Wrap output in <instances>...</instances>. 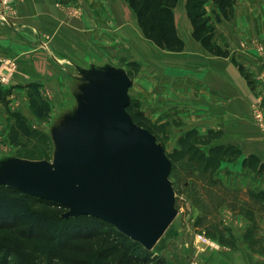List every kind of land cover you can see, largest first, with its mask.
I'll return each instance as SVG.
<instances>
[{
	"label": "rangeland",
	"instance_id": "374dc122",
	"mask_svg": "<svg viewBox=\"0 0 264 264\" xmlns=\"http://www.w3.org/2000/svg\"><path fill=\"white\" fill-rule=\"evenodd\" d=\"M81 1L56 0L59 5L63 6L60 7L65 12L67 11L69 15H72V17L82 15L83 3ZM187 1L177 0L173 7L176 29L184 42L183 49L167 50L157 47L146 38L134 14L133 52L124 53L120 50L118 44L116 47L118 56L116 58L106 57L98 66H87L82 70L80 67L73 65L69 60H57L52 52L47 49L48 45L41 44L42 39L37 34L34 39H27L26 36L22 35L19 36L17 31L15 33L11 22L0 18V42H2L4 47H7L3 53L6 55L2 54L1 56L16 57L15 59L19 61L20 53L23 50L29 49V45H34L35 48L39 46L38 48L43 49L45 52V59L48 62L54 61L51 63L61 69L60 73H62L63 79H73L72 86L74 87L72 91L63 90L60 94L62 97L69 95L70 97L67 102H71L70 104L56 106L55 104L57 103L53 101L51 102L53 108L50 106L51 112L46 113L44 116H36L34 114L33 117L27 108V100L24 103L22 102L19 106L20 110H23L29 117L25 119L29 121L32 128L37 129L30 136L31 138L25 139L18 136L19 139L12 142L14 134L12 132L7 133V135L2 134V127L0 126V144L3 145V153L0 154V170L8 159L14 157L47 158L52 160L54 154V131L63 127L68 119L76 114L80 97L84 95L86 85L92 80L89 78V73L94 70L122 69L130 75L132 81L128 89L130 97L129 109H131V113L135 114L137 118L143 119L145 117L149 120V124L156 134L152 133L162 143L165 152L170 155L179 147V137L188 130L196 129L194 126H189L191 125L189 123L194 120L195 115L200 113L197 109H206L210 104L211 109L216 110L212 104L216 100L210 99L208 96L209 92H206L201 87L204 84L213 86L214 80L212 74L218 73L214 69L215 66L224 68L225 63L231 64L246 78L249 84L251 83V90L255 94L256 92L253 89L255 83L251 79L250 71L247 69L250 67H247L243 63L244 61H242L241 57L245 54L244 51L246 52L244 46L249 43L255 53H257V49H255L257 45H261L264 51V32L260 33L261 30L264 31V5L262 4L264 0H257L255 1L256 3L250 2L252 0H232V8H230L232 11L229 10L230 16L224 18L223 14L220 13L221 19L219 20L216 19L215 11L217 10V5L214 0H206L201 3L198 11L207 21L208 34L211 41L214 45H220L228 49L229 54L227 56L217 55L208 51L199 40L192 36L191 31L193 26L191 18L188 15ZM236 5H241L243 9L239 18H236V15L234 16ZM86 9L89 10L88 8ZM250 14L253 15V18H249V23H246L248 20L245 19ZM244 20L246 24H244L242 29L241 25ZM104 26L106 28L105 23ZM113 30L111 28L110 32H113ZM252 30H257L260 35L249 40V42H243V33ZM109 37L111 38V36ZM12 39H17L21 44L14 42L12 44L9 42ZM255 40L258 41L257 45L254 43ZM130 56L134 57L130 59ZM42 61L44 60L42 59ZM239 64L243 66V70L239 68ZM166 72H169V81H164V74ZM57 76L52 75V77ZM47 77L48 75H44L45 86L42 83L41 86L49 89V92L44 89V93H50L48 95L49 98L53 89L59 87H57L56 83H53L52 88H49L51 85L49 84L48 86L46 81H57V79ZM217 77L222 81V76L217 75ZM196 78L200 81L199 85L196 83ZM163 84H166V87L161 86ZM170 88L175 89L172 96L169 93ZM158 93H160V98H158ZM2 94H0V106L3 108V106L6 107L8 100L6 95L4 98V93ZM28 95L30 98L31 94L28 93ZM59 101L64 103L63 100ZM48 103L51 105L50 101ZM30 108L32 109L31 104ZM186 124H188L186 127L179 129L180 126H185ZM209 129L213 128H208L207 131ZM207 131H202L201 135H205ZM216 131L217 134L215 136L210 135L211 142L209 144L201 143V141L197 142V144L206 150L209 145L223 143L221 140L224 131L220 128H217ZM174 159V165L169 172V178L175 191V205L177 208L174 218L155 244L151 248H148L149 250H145L140 246L133 248L130 245L129 250L134 255L133 260L122 259L125 252L123 250L116 251V254L112 252L109 255V259H116L113 264L244 263V260L241 261L243 256L238 254L233 255L234 251L230 250H239L240 247H243L242 241L250 245L254 243L252 241L254 230L249 227L247 233H250L251 230V237L248 240L243 239L245 235L244 226L241 221L236 220V215L244 214V212H238V207L234 208L228 204H222L218 210L212 209V212L202 219L203 212L201 206L194 199V194H196V198H199V194L196 193L192 185L194 179L186 175L185 169L180 168L181 163L185 165L184 160L182 158ZM186 182H188V185L185 184ZM222 182L229 190H234L235 188L243 189L239 190V196H242L240 199L250 201V196L245 191L247 187L231 185L223 180ZM31 206L37 209L41 207L34 203ZM243 208L245 211L249 210L250 215H254V209H251L247 205H243ZM53 212L59 213L60 210L54 209ZM230 212L233 213V218ZM60 214L62 215L63 212H60ZM258 221L262 222V218ZM99 225H101L100 232H102V235L90 237L79 235L69 240L63 238L60 246L52 239L24 238L20 236L19 230L23 228L21 225L13 227L1 226L0 248L3 251L2 258L6 257L9 264H69L71 262L68 258L76 262L78 258L86 260L87 255L93 259L98 256L101 250L112 249L110 247L113 244L112 240L121 238L117 231L108 224L99 223ZM200 233L208 237L209 242H202L198 237ZM108 235L109 238H107ZM66 241L69 242L66 244L67 246L64 245ZM57 252L60 254L59 256ZM254 256L253 253L252 257L254 258Z\"/></svg>",
	"mask_w": 264,
	"mask_h": 264
},
{
	"label": "water",
	"instance_id": "95a60500",
	"mask_svg": "<svg viewBox=\"0 0 264 264\" xmlns=\"http://www.w3.org/2000/svg\"><path fill=\"white\" fill-rule=\"evenodd\" d=\"M80 97L76 114L54 131V154L10 158L0 183L56 200L64 216L91 214L151 248L174 218L171 160L148 128L126 109L130 75L100 69Z\"/></svg>",
	"mask_w": 264,
	"mask_h": 264
},
{
	"label": "crops",
	"instance_id": "0c3cea01",
	"mask_svg": "<svg viewBox=\"0 0 264 264\" xmlns=\"http://www.w3.org/2000/svg\"><path fill=\"white\" fill-rule=\"evenodd\" d=\"M255 1L257 0L250 2L256 3ZM81 2L83 3L82 15L72 17L67 11L65 12L63 6L59 5L56 0H13L12 4L15 12L10 16L8 22H11L15 33L18 32L19 36L34 39L37 34L42 39L41 44L48 45L47 49L52 52L57 60H69L73 65L80 67L81 70L87 66H98L106 57L116 58L118 56V52H116L118 44L120 50L124 53L133 52L135 13L126 0H84ZM262 4L264 5V2ZM241 10H243L242 6L236 5L234 12L236 18L240 17ZM249 18H253V15L250 14L245 20ZM245 20L241 25L242 29L244 24L249 23V20L246 23ZM111 28L114 29L113 32H110ZM263 32V30L260 31V33ZM260 33L257 30L247 31L243 33L242 41L249 42L254 37H258ZM9 42L21 44L17 39H12ZM114 43L115 45H113ZM247 45L244 46L246 52L244 51L245 54L241 59L247 67H250L247 69L251 73V79L254 80L255 87L253 89L256 93L252 92L251 83L249 84L246 78L231 64L225 63L224 68L215 66L214 69L218 73L212 74L213 86L204 84L201 87L209 92L210 99L216 100L212 103L216 110L211 109L210 104L206 109H197L200 113L194 116V120L189 123L191 124L189 126L196 127L200 133L207 131L208 128L215 130L220 128L224 131L221 141L224 144H233L241 150V155L236 159L222 161L217 172L218 177L231 185L261 188L264 187V173L256 172L242 165L243 157L248 154H254L264 162V135L255 122L250 107L256 96H261L264 101V56L258 50L255 53L250 43ZM38 47L35 48L34 45H29V49L23 50L20 53L19 61L16 60L18 61L17 69L10 81L1 84L4 87H9L6 94L8 100L6 107L3 106L2 108L0 106L2 134L7 135L10 132L14 125V116L20 114L25 118H29L19 107L25 100H27V108L30 114L34 117L28 95L29 89L34 83H37L41 97L48 102L50 101V104L53 101L57 103L56 106L71 103L67 102L69 95L62 97L60 94L63 90L72 91L74 89L72 86L73 79H63V75L60 73L61 69L51 63L54 61L48 62L45 59L44 50ZM5 48L7 47H4L0 42V57H3L1 55L5 52ZM133 57L130 56V59ZM44 75H48L47 78L57 79V81H46L48 86L51 85L49 88H52L53 83H56L59 87L53 89L49 98L50 93H44V89L49 92L47 87H43L45 86ZM52 75L58 76L52 77ZM168 75L169 72L164 74V81L169 79ZM217 75L222 76V81L218 79ZM199 82V79L196 78L198 85ZM41 83L43 86H41ZM161 86L166 87V84ZM161 86L159 85V87ZM174 91L173 88L169 89L170 96L173 95ZM158 98H160V93H158ZM59 100H63L64 103ZM187 125H182L179 129H183ZM2 147L3 145L0 144V154L3 153ZM230 214L233 215L231 212ZM236 216V220L242 222L244 230L248 225L253 227L254 243L250 245L242 241L243 247H240L237 251L235 249L230 250L234 251L233 255L243 256L241 261L244 260L245 262L240 264H264V201L262 209L255 210L254 215L238 214ZM261 218L262 222H259L258 220ZM253 253L254 258L252 257Z\"/></svg>",
	"mask_w": 264,
	"mask_h": 264
},
{
	"label": "trees",
	"instance_id": "16d2710c",
	"mask_svg": "<svg viewBox=\"0 0 264 264\" xmlns=\"http://www.w3.org/2000/svg\"><path fill=\"white\" fill-rule=\"evenodd\" d=\"M204 1L206 0L187 1L188 15L191 18L193 26L191 34L208 51L217 55L227 56L229 54L228 49L212 43L208 34L207 21L198 11L201 3ZM127 2L134 11L137 21L147 39L162 49H183L184 42L177 32L173 11L177 0H127ZM214 2L217 5V10L215 11L217 20L221 19L220 13L223 14L224 18L230 16L229 10L232 8V0H214ZM239 68L243 70L241 64H239ZM8 91L9 87H4L0 84V94L3 95L2 93H4V98ZM29 94H31L30 104L33 112L35 105L36 112L34 114L36 116H44L50 112V105L38 92L37 83L31 85ZM129 103L128 101L126 109L130 112L133 120L155 133L147 118L139 119L135 114L131 113ZM35 130L37 129L32 128L25 117L20 114L14 116V125L10 130L14 134L12 142L17 141L19 139L18 136L25 139L31 138L30 136H32ZM216 134L217 131L213 129H209L205 135H201L196 129L188 130L182 134L179 137V147L171 153L172 155L166 153L171 160V168L174 165V158H182L184 160L185 165L181 163L180 168L185 169L186 175L194 179L192 185L196 193L199 194V198H196V194H194V199L201 206L203 212L202 219L206 218L208 213L212 212V209L218 210L222 204H228L234 208L238 207V212L242 211L246 216H251L249 210H244L243 205H247L251 209H254V211L262 209L264 187H247L245 191L250 196V201H248L240 199L242 196H239V190L243 189L235 188L234 190H229L224 185L221 178L216 176L217 171L223 160L236 159L241 155V150L233 144H212L206 150L197 144L199 141L209 144L211 142L210 135L215 136ZM242 165L256 172L264 173V162L254 154L244 156ZM187 183L185 184L188 185ZM32 203L41 207L39 209L33 208L31 206ZM54 209L60 210L62 213L66 210V207L56 200L43 198L19 190L14 186L0 183V227L21 225L23 228L19 230V235L24 238L52 239L60 246L63 238L69 240L79 235L83 237L102 235L99 223L108 224L121 236L117 240H112L113 244L110 246L112 249L101 250L98 256L93 259L87 255L86 260L78 258V261L75 262L66 257L71 262L69 264H113L116 259H109V255L112 252L116 254V251L119 250L125 251L122 259L133 260L134 255L129 250L130 245L133 248L140 246L145 250H149L141 242L132 239L103 218L86 213L76 216H64L60 212H53ZM249 227L251 226L248 225L245 229L243 239H250L251 230L250 233H247ZM251 229L253 228L251 227ZM252 235L254 236V234ZM107 238H109V235ZM67 243L69 242L66 241L64 245L67 246ZM2 253L3 251L0 248V264H9L6 257L2 258ZM57 255L59 256L60 254L57 252Z\"/></svg>",
	"mask_w": 264,
	"mask_h": 264
},
{
	"label": "built area",
	"instance_id": "2783aa9c",
	"mask_svg": "<svg viewBox=\"0 0 264 264\" xmlns=\"http://www.w3.org/2000/svg\"><path fill=\"white\" fill-rule=\"evenodd\" d=\"M13 0H0V18L9 21L10 16L15 12V8L12 4ZM254 43L257 45L258 42L255 40ZM258 52L264 56V51L261 45L256 46ZM17 69V61L15 58L3 57L0 58V84L8 83ZM264 88V84H263ZM251 112L255 122L262 131L264 135V101L261 96H256V98L251 102ZM198 237L202 242H209L208 237L203 234H198ZM200 241V240H199ZM200 241V242H201Z\"/></svg>",
	"mask_w": 264,
	"mask_h": 264
}]
</instances>
